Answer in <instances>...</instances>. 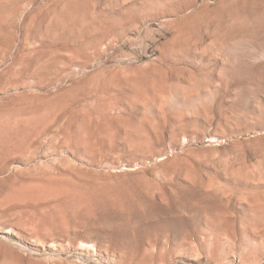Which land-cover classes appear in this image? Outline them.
<instances>
[{
	"label": "rangeland",
	"instance_id": "1",
	"mask_svg": "<svg viewBox=\"0 0 264 264\" xmlns=\"http://www.w3.org/2000/svg\"><path fill=\"white\" fill-rule=\"evenodd\" d=\"M0 264H264V0H0Z\"/></svg>",
	"mask_w": 264,
	"mask_h": 264
}]
</instances>
